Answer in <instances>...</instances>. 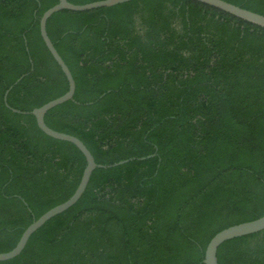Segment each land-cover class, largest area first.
<instances>
[{
	"label": "trees",
	"instance_id": "1",
	"mask_svg": "<svg viewBox=\"0 0 264 264\" xmlns=\"http://www.w3.org/2000/svg\"><path fill=\"white\" fill-rule=\"evenodd\" d=\"M58 1L0 0V252L74 193L87 164L31 113L69 87L40 32ZM227 1L264 14V0ZM47 31L76 89L46 123L98 163L129 160L96 167L77 202L0 264H205L213 235L264 214V26L198 0H128L56 11ZM217 256L264 264V229Z\"/></svg>",
	"mask_w": 264,
	"mask_h": 264
},
{
	"label": "water",
	"instance_id": "2",
	"mask_svg": "<svg viewBox=\"0 0 264 264\" xmlns=\"http://www.w3.org/2000/svg\"><path fill=\"white\" fill-rule=\"evenodd\" d=\"M125 1H128V0H95V1L80 4V3L71 2L69 0H59L53 6L45 10L40 17V32H41L42 38L47 48L51 52L52 56L57 61V63L60 65L62 70L64 71L66 78L68 80L69 87H68V90L62 95L47 101L41 106L33 108L31 110V113L35 115L38 126L46 134L54 138L67 140V141L74 143L85 155L87 164L84 168L80 182L76 190L74 191V193L67 200L51 207L50 209L45 211L42 215H40L37 219H35L32 223H30L25 228L18 242L12 249L8 251L0 252V260L10 259L18 255L23 250V248L26 246L30 236L32 235L34 231H36L39 227H41L48 219H50L51 217H53L54 215L58 213L63 212L64 210L72 206L75 202H77V200L81 197V195L85 191L87 184L90 180L91 174L96 167L113 166V165L124 163L129 160V159H122L118 162H114L111 164L98 163L95 160V157L93 153L91 152V150L87 147V145L83 142V140H81L78 136L71 134V133H67L64 131H59L57 129H54L50 127L45 121L46 112L52 107L60 103H63L64 101L73 99L74 94H75V89H76V82H75L71 69L69 68L68 64L63 59V57L61 56L57 48L55 47L52 39L50 38L48 34L47 21L49 17L54 12L62 10V9L82 11V10H87V9L96 8L100 6H110V5L120 3V2H125ZM198 1L215 6L224 11L233 13L243 19H246L251 22L264 26V14L262 13L242 7L240 5H237L227 0H198ZM10 88L6 90L5 95H4V100L8 106L10 105L7 102V95H8ZM12 110L17 111V112L26 113V111H20L14 107H12ZM141 158H145V157H141ZM263 229H264V214L255 219L236 223V224H233L226 228L221 229L215 235H213L212 238L207 243L204 258H203L204 263L205 264H219L218 256H217L218 248L225 240H228V239H231L237 236L253 233L259 230H263Z\"/></svg>",
	"mask_w": 264,
	"mask_h": 264
}]
</instances>
